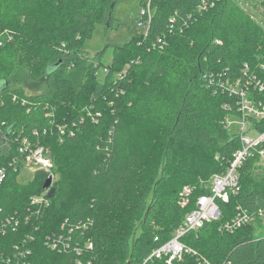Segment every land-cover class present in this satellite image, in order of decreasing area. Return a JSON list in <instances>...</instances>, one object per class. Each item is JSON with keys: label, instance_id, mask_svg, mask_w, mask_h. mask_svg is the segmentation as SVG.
<instances>
[{"label": "trees", "instance_id": "trees-1", "mask_svg": "<svg viewBox=\"0 0 264 264\" xmlns=\"http://www.w3.org/2000/svg\"><path fill=\"white\" fill-rule=\"evenodd\" d=\"M118 1L0 0V134L9 142L0 154V169H7L0 184V264H144L241 148L226 122L241 116L243 90L263 113L245 119L264 133V26L243 1L151 0L148 36L116 47L100 81L102 64L89 59L84 42L97 24L113 28ZM22 73L27 79L14 85ZM28 82L35 85L30 93ZM58 124L74 135L60 143ZM145 131L160 142L147 163L138 155ZM17 136L49 149L60 178L48 206L31 205L45 192V172L36 183H18L11 166L20 159ZM259 158L240 168V190L219 202L220 219L183 239L211 264H264V231L257 232L264 226V177L253 182L247 174ZM137 161L145 168L130 190ZM186 187L192 193L183 208ZM239 208L252 222L221 231ZM60 235L66 250L46 245L47 237ZM174 264L199 263L186 257Z\"/></svg>", "mask_w": 264, "mask_h": 264}, {"label": "built area", "instance_id": "built-area-1", "mask_svg": "<svg viewBox=\"0 0 264 264\" xmlns=\"http://www.w3.org/2000/svg\"><path fill=\"white\" fill-rule=\"evenodd\" d=\"M152 9H151V0L143 6L141 11V18L139 19L137 26L143 29L142 34L140 36L147 37L149 33V29L152 22ZM163 45H166L164 43ZM138 63V62H137ZM107 68H105V72L107 73ZM123 76L125 71L122 72ZM263 88L260 90L262 91ZM235 94L237 92L232 90ZM242 95L243 101L241 103V108L243 107V117H247V113L250 115H254L257 118L263 116V113L252 112L251 111V102L249 100H245L244 97L246 95V91L244 90L239 93ZM245 107L247 111H245ZM87 111L89 107L85 108ZM89 113V112H88ZM90 114V113H89ZM94 120V119H93ZM96 120V119H95ZM75 126V125H74ZM58 128L60 129L59 141L60 143L65 142L67 136H73L74 131L67 124L60 125L58 124ZM34 135L38 136V132H34ZM4 137L5 146L0 148V154L3 150L9 151V142L6 137ZM241 141V148L237 150L233 154L232 161L230 162L228 169L223 174H215L210 180V191L209 195H202L198 198L195 203V206L191 212H189L183 223L174 231L173 236L159 246L157 249L153 250L152 253L145 260L144 264L148 261L155 260V264H174L175 262L180 263L184 262L186 257H193L199 264H211L206 258L199 256L198 252L185 244L183 239L190 233L195 232L201 228H203L206 224L215 222L221 217V209L220 203L227 204L230 200L231 196L236 195L240 190V175L239 171L242 165L249 158H253L255 156L262 157L264 155V133H260L257 138L245 136L241 134L239 136ZM17 153L19 154L20 159L11 164L12 168H14V172H19V175L22 169L27 166L36 167L37 171H43L47 175V178H51L54 180V163L52 158L49 155V149L41 145L37 142H33L29 137L17 136L15 138ZM24 166V167H23ZM7 177V169H0V184H2ZM192 193V189L190 187H186L184 189V196L180 201V205L185 208L190 203V195ZM34 207L35 206H48L50 204V197H48L47 192L40 196H35L32 198L31 202ZM262 212V211H261ZM13 219H7V222L10 223ZM15 226H18V218H14ZM252 219L247 211L239 208L237 213L226 222L222 223L220 230L223 232L233 233L234 231L250 224ZM15 227V229H16ZM58 240V243L51 242L52 240ZM33 237H29L26 240V244L29 241H32ZM156 241H159L158 237L155 238ZM46 245L51 247L53 250L57 249L59 252L66 250L68 244L65 242L63 237L51 239L47 237ZM88 250L92 249V244L88 242L86 246ZM27 248V246H26ZM75 251L79 254L82 252V249L78 247L75 248ZM30 253L27 250L25 253H22L21 256L24 260H26V254ZM81 261H79L80 263ZM18 264H30L27 261H22Z\"/></svg>", "mask_w": 264, "mask_h": 264}, {"label": "rangeland", "instance_id": "rangeland-1", "mask_svg": "<svg viewBox=\"0 0 264 264\" xmlns=\"http://www.w3.org/2000/svg\"><path fill=\"white\" fill-rule=\"evenodd\" d=\"M241 1H243L241 4L244 6V8L264 26V0ZM142 9L143 6L140 4L139 0H119L112 11V16L114 18L113 28L109 29L102 24H97L96 30L94 31L92 37L84 42L85 52L89 59L92 61H95L96 59V63L100 62L102 64L98 70V79L100 81H102L106 75V66L112 63L114 49L118 46L126 44L131 39L142 34L143 29L137 26V23L141 18ZM105 50V55L101 58H98L97 55ZM160 54L161 53L158 52V55ZM127 67L128 65L126 68ZM20 78L27 79V76L24 73L20 74V76H15L13 78L14 85L17 84V80H20ZM24 87L28 93L34 91L35 89V85L32 82L26 83ZM238 99L242 102V95H238ZM244 99H248L249 102H251L247 94L245 95ZM250 107L252 108L250 113L259 112V110L252 103ZM245 111H247L246 107ZM242 116L243 107L241 108V116H228L226 122L228 134L233 136H240L241 134H244L245 136L257 138L260 133L256 131V129L250 124L251 122H248L249 120L247 121ZM248 117L249 114L247 113V118ZM140 140L143 142L142 144L138 145V150L140 151L138 155L141 156L140 158L143 157L146 160V163L150 160H155L160 145L157 135H154L151 131H145L142 135V139ZM4 144V137L2 134H0V148L3 149L5 146ZM259 159L260 160L255 162L247 173L253 182H257L264 177V155ZM144 168L145 166L143 164H140L138 161L136 162L134 171L135 175L127 182L126 187L132 190L137 186V181L140 178ZM36 169L37 168L34 166L26 165L19 175L18 183L21 185L32 184V182L36 183L44 175L42 172L37 171ZM59 178V174H54V181H58ZM210 180L208 179L206 181V184H209V186ZM257 229V232H263L264 226H258Z\"/></svg>", "mask_w": 264, "mask_h": 264}, {"label": "water", "instance_id": "water-1", "mask_svg": "<svg viewBox=\"0 0 264 264\" xmlns=\"http://www.w3.org/2000/svg\"><path fill=\"white\" fill-rule=\"evenodd\" d=\"M113 8H114V6H112V9ZM44 189H49L48 196L50 198H53L55 196L56 188L52 186V179L51 178L46 179V181L44 183Z\"/></svg>", "mask_w": 264, "mask_h": 264}, {"label": "bare ground", "instance_id": "bare-ground-1", "mask_svg": "<svg viewBox=\"0 0 264 264\" xmlns=\"http://www.w3.org/2000/svg\"><path fill=\"white\" fill-rule=\"evenodd\" d=\"M53 182H54V180H52V186H53ZM53 187H54V186H53ZM45 192H47V195H48L49 189H45ZM45 192H44V193H45ZM44 193H43V194H44ZM48 197H49V196H48Z\"/></svg>", "mask_w": 264, "mask_h": 264}]
</instances>
